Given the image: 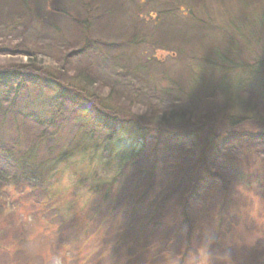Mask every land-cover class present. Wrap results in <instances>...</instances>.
<instances>
[{
  "label": "rangeland",
  "instance_id": "1",
  "mask_svg": "<svg viewBox=\"0 0 264 264\" xmlns=\"http://www.w3.org/2000/svg\"><path fill=\"white\" fill-rule=\"evenodd\" d=\"M0 2L14 21L26 10L23 0ZM28 2L27 30L0 29V66L63 72L84 104L68 94L43 142L2 128V147H16L3 169L16 182L0 187V264H264V0ZM188 34L202 39L187 45ZM22 39L28 49L15 48ZM28 84L35 110L51 114L61 85ZM220 86L233 91L241 121L217 139L198 124L208 117H154L152 108L162 114L177 100L205 114ZM96 100L124 120L109 144ZM129 151L139 157L107 196ZM32 191L38 201L25 197Z\"/></svg>",
  "mask_w": 264,
  "mask_h": 264
},
{
  "label": "trees",
  "instance_id": "2",
  "mask_svg": "<svg viewBox=\"0 0 264 264\" xmlns=\"http://www.w3.org/2000/svg\"><path fill=\"white\" fill-rule=\"evenodd\" d=\"M34 4H35V8L38 11L39 10L38 1H35ZM30 5L31 4H29L28 0H23L22 7L25 8L26 10L19 13L17 16V21H14L13 19L14 14L12 13L14 11L13 7L7 6L6 8L5 5L0 2V29L2 31H4L5 29L16 30L19 27V25H23L24 31L27 30L26 28H28V26H30V24L33 22L34 13L36 12V9L35 8L32 9ZM24 16L26 18H24ZM43 21L45 22V20ZM178 33L180 34V32ZM137 34L138 33L132 34L129 37L128 42L136 43L138 37ZM191 36H192L191 34H188L187 37L189 38L185 37L184 43L189 45V43L195 42L193 39H196L197 42H199L202 39V35L200 36L201 39H199L198 36L196 37L194 36L191 37ZM25 43L26 42L23 41L22 39L21 42L16 44L17 46H15V48L28 49L25 48L27 47ZM214 47L215 46H210L207 47V49H213ZM214 54L216 55L215 60L218 61L220 60V62H227V60L224 59L222 56H220V54H217L216 52H214ZM199 58H201L200 61H204L202 57ZM263 63H264V59L261 61V64ZM232 66L239 67L240 64L233 63ZM242 66L243 67L245 66L246 68H250L251 64L249 62H246V64L242 63ZM49 69L50 68H46V67L33 68V66H26L23 68L18 67L17 69L15 68V66H10V67L0 66V132L2 128H5L7 124H13L14 125L13 129H15V131L27 132L30 135L31 142L33 143L39 141L43 142L45 141V138H47V136L49 139H51L52 133L56 131V127H57L56 122L60 117L59 112L61 111L62 106L65 104L64 100L68 94L73 95V99H74L73 103L84 104L83 100L80 99L82 93L79 90H75L73 89V87H63L64 86L63 74H62L63 72H61V75H59L60 77H57L58 75L55 76L52 75ZM87 77L88 76L86 75L85 79H87ZM32 80L38 81L44 85H53L56 87H59L61 85L60 88H63L64 92H63V96L61 97L62 99H60L61 102L57 103L56 107L54 105V108L53 106H50L51 114H45L41 110H35L34 103L31 101L30 97L27 94H25L26 89L29 85L28 82L30 83V81ZM59 80H61V82H59ZM216 90H218L219 92L214 93V91H212L207 96V98L212 102V103L210 102L211 106L207 110L208 113L206 112L205 114H203L202 110L192 112L193 110L190 111L189 109H184L180 106L181 101L177 100L179 105L175 107H171V109H167V112L165 110L162 114H160V112H157L156 109L152 108L153 114L156 115L154 117L161 116L162 118H166L167 115L169 116L178 115L183 118L185 117L189 118L194 115L202 116L203 118L208 117L209 119L207 121H204L202 124L201 123L198 124L201 126V129L207 131V136L210 133L212 137L214 136V138L217 139L219 135H222L220 132L218 133V130L221 128V126H225L229 128L230 123L237 124L238 121L241 120H238L239 115L235 113L234 110L232 109L234 106L237 105V101L233 91H230L226 86L217 87ZM113 91L116 93L115 94L117 96L116 98L124 97L122 96L124 91L122 92L119 89L118 90L113 89ZM84 96L86 95L84 94ZM215 96H221V97L216 98ZM186 98L188 97L186 96ZM96 102L100 109H98L97 107L93 108L91 106L92 107L91 111L92 113H94L95 120L97 121L101 120V122L103 123L102 124L103 130L106 131L108 134L104 136L102 133H100V131H96L95 128L94 130L96 131L95 133H97V135L99 136L103 135L104 142L109 144V142H113L118 137L119 130L121 127V121L124 120L113 118V116L112 117L107 116L106 112L103 111V109L105 110L106 106L103 105V103H101L100 100H96ZM130 104L131 103L128 102L124 97L123 105L129 107ZM179 107L180 109H178ZM32 109L39 112V114L36 115L32 111ZM114 113H116V109ZM170 126L171 125H169V127ZM29 127L39 128V129H37L38 131H32ZM199 134L200 133H198V135ZM214 138L212 142L214 141ZM206 141L208 142V140ZM13 146L14 145H12V147L10 148L6 146L2 147L0 142V187L6 185L9 186L10 184L16 182L13 173L7 171L5 168L3 169L4 166H9L7 162L9 160L8 154L10 152L8 151H13L16 148ZM82 149L84 152L87 153L89 148L83 147ZM128 153L129 154H124L123 156H120L119 159H117L118 161L115 164V167H113L115 170V176L112 177L113 179L111 181L109 180V183L106 186L107 196L110 195L111 188L117 185V183L121 180V177L124 175L126 166L128 164L130 165L131 163H133L135 159L139 157V155L135 153V151H129ZM67 158H68L67 153H64L57 157V161L63 162ZM23 163L26 164L27 162L24 161ZM9 168L12 169V167ZM32 172L34 173V170ZM27 177H28L27 179H29V181L32 184H34V186L37 185V180L39 181V179L41 178L39 175L35 177H33L32 175ZM34 195L38 196L32 191L27 195H25V197L38 201V198H36Z\"/></svg>",
  "mask_w": 264,
  "mask_h": 264
}]
</instances>
